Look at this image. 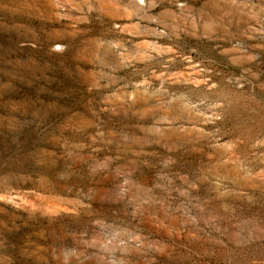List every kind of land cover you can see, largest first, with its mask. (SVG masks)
Returning <instances> with one entry per match:
<instances>
[{
	"label": "rangeland",
	"instance_id": "374dc122",
	"mask_svg": "<svg viewBox=\"0 0 264 264\" xmlns=\"http://www.w3.org/2000/svg\"><path fill=\"white\" fill-rule=\"evenodd\" d=\"M0 264H264V0H0Z\"/></svg>",
	"mask_w": 264,
	"mask_h": 264
}]
</instances>
